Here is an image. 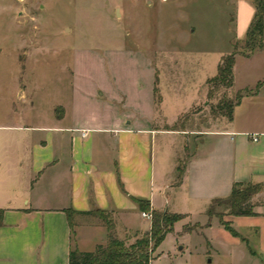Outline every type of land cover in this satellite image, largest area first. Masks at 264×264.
<instances>
[{
    "label": "crops",
    "instance_id": "1",
    "mask_svg": "<svg viewBox=\"0 0 264 264\" xmlns=\"http://www.w3.org/2000/svg\"><path fill=\"white\" fill-rule=\"evenodd\" d=\"M254 2L237 0L229 46L235 38L245 41L256 13ZM244 56L235 55L234 70L237 58ZM156 69L157 86L153 80L147 91L152 116L144 106L130 118L84 116L73 109V100L51 113L28 110L24 126L28 133L20 141L1 139L0 264H69L72 247L94 251L107 244L108 227L98 211L109 213L116 235L133 244L152 227V219L142 213L164 211L163 199L170 190L176 203L172 213H207L200 224L227 264H264V189L251 203L253 214L226 215L236 235L218 217L208 215L212 202L229 197L236 184L264 186V79L238 88L236 93L242 96L232 118L222 116L213 128L193 130L174 126L184 116L180 109L171 118V127L153 124L154 110L163 111L167 102L161 71ZM174 70L177 67L172 75ZM175 75L172 87L181 83L179 73ZM205 94L208 98L209 92ZM90 97L100 99L95 92ZM33 105L28 99V107ZM19 127L0 125L6 130ZM161 134L175 136L170 143L163 142L162 150L156 143ZM183 147L190 151L187 166L182 179L175 180L169 175L178 170ZM172 203L171 199L166 211Z\"/></svg>",
    "mask_w": 264,
    "mask_h": 264
},
{
    "label": "rangeland",
    "instance_id": "2",
    "mask_svg": "<svg viewBox=\"0 0 264 264\" xmlns=\"http://www.w3.org/2000/svg\"><path fill=\"white\" fill-rule=\"evenodd\" d=\"M236 14L237 0H0V125L21 127L0 128V141H20L28 133L24 129L28 110L51 113L73 100V109L84 116L126 114L130 118L141 106L150 116L147 91L153 80L157 86L156 68L161 71L167 102L163 111L154 110L153 124L171 127L170 120L180 109L184 116L175 127L213 128L226 111L221 109L224 103L237 100L240 86L264 79V44L253 52L246 39L237 42L235 38V44H228L236 29ZM235 51L246 55L237 58L235 85L207 83L206 78L217 74L221 56ZM176 73L181 83L172 87ZM205 90L211 91L208 98ZM92 92L100 97L98 101L88 98ZM30 98L33 108L28 107ZM174 137L161 134L157 146L162 150L163 142L170 143ZM189 153L183 147L180 170L169 176L182 179ZM168 198L163 199L164 211L172 199V213L176 207L173 190ZM214 211L227 219L225 205H216ZM206 218L207 213L196 211L175 222L151 264H227L202 229L200 223ZM187 227L193 229L186 231Z\"/></svg>",
    "mask_w": 264,
    "mask_h": 264
},
{
    "label": "trees",
    "instance_id": "3",
    "mask_svg": "<svg viewBox=\"0 0 264 264\" xmlns=\"http://www.w3.org/2000/svg\"><path fill=\"white\" fill-rule=\"evenodd\" d=\"M256 13L254 19L248 29L246 36V45L251 52L255 51L258 45L264 44V0H255ZM234 65L235 53L229 54L222 58L218 67L216 76L209 80V83L231 87L234 83ZM211 95V91L209 92ZM239 93L235 102H226L221 109L226 110L221 113L223 116L232 118L234 106L241 98ZM180 170V166L178 167ZM183 174V172H181ZM181 177V175H180ZM246 186V189H243ZM263 185L259 184H243L239 183L234 186L231 195L224 199H215L208 209L210 218L218 217L220 222L235 235L231 222L226 221L224 216L214 211L216 205H225L228 208L226 214L231 215H250L253 214L252 205L249 203L251 198L255 196ZM141 203L147 201L140 200ZM149 204V203H148ZM105 215V211H98ZM71 211L68 215L71 220ZM186 214L171 213L169 211H154L152 219V227L150 231L143 234L133 244L127 245L125 240L120 239L115 232L113 219L104 218V222L108 227V243L100 244L94 251H81L76 247H72L69 255V264H151L154 259V252L163 242L170 228L175 222L184 218ZM193 227H187L186 231H191Z\"/></svg>",
    "mask_w": 264,
    "mask_h": 264
},
{
    "label": "built area",
    "instance_id": "4",
    "mask_svg": "<svg viewBox=\"0 0 264 264\" xmlns=\"http://www.w3.org/2000/svg\"><path fill=\"white\" fill-rule=\"evenodd\" d=\"M84 135H86V133H84ZM142 215L148 219H153V214L151 212H144Z\"/></svg>",
    "mask_w": 264,
    "mask_h": 264
}]
</instances>
